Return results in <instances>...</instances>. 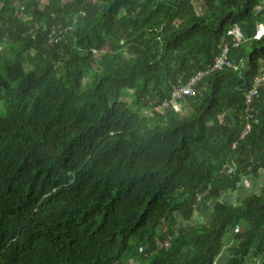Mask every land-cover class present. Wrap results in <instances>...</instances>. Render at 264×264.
<instances>
[{
  "label": "trees",
  "instance_id": "trees-1",
  "mask_svg": "<svg viewBox=\"0 0 264 264\" xmlns=\"http://www.w3.org/2000/svg\"><path fill=\"white\" fill-rule=\"evenodd\" d=\"M260 24L264 0H0V264H213L227 233L222 264H264Z\"/></svg>",
  "mask_w": 264,
  "mask_h": 264
},
{
  "label": "built area",
  "instance_id": "built-area-1",
  "mask_svg": "<svg viewBox=\"0 0 264 264\" xmlns=\"http://www.w3.org/2000/svg\"><path fill=\"white\" fill-rule=\"evenodd\" d=\"M234 37L236 38L237 41H240L242 36L241 33L239 31L238 28H234L232 31H230ZM264 34V27L263 25H258V29L254 35V38L259 39L262 35ZM227 51L228 48L225 47L223 48L221 54L219 56H217V58L215 59L213 65L209 68L206 69L204 71H200L198 72L196 75H194L187 83H185L182 86L179 87H175L172 92H171V97L170 99L164 100L160 105L155 106L154 109L156 111H163V108H165L169 103L171 104V106L177 111V112H182V111H187L186 108H181V104H179L180 102L177 101V99L181 98V97H187V96H193L195 94L194 92V87L197 85V83L206 75L208 74L210 71H214V70H220L225 66L228 67H233V68H237L236 66H234L233 64H231L228 59H227ZM264 85V73L256 76L253 80V83L250 87V89L248 90V92L246 93V104H247V109L246 112L248 113V117H250L251 115L249 114L251 108V104L254 100V98L257 96L259 88ZM146 113H150V112H146ZM251 128V125L249 122L245 123V127L242 131L241 136H244Z\"/></svg>",
  "mask_w": 264,
  "mask_h": 264
},
{
  "label": "rangeland",
  "instance_id": "rangeland-1",
  "mask_svg": "<svg viewBox=\"0 0 264 264\" xmlns=\"http://www.w3.org/2000/svg\"><path fill=\"white\" fill-rule=\"evenodd\" d=\"M199 7V5H197ZM248 184L249 186H246ZM262 180H260L259 182H252L250 180H245L244 185L240 186V189H238L235 192H231L226 196V200L227 201H232V202H239L242 197L246 194H248L251 190L254 191H259L260 187H262ZM224 199L223 197L220 198V200ZM203 202V201H201ZM213 201H209L207 200L206 202H203V208L201 210L200 213H197L195 215V217L192 220V223H200L203 220L209 218V212L211 211V205H212ZM230 233V232H229ZM225 246L223 247L222 251L219 253V255L215 258L214 263L213 264H222L223 262H225L228 257L231 255L230 254V250L229 248L232 247L233 245H235L238 241L234 239V237L232 235H225ZM224 240V239H223ZM262 256L259 255L257 257H251V258H247L246 262L244 264H261L262 263ZM130 264H139V262H135L132 261L130 262Z\"/></svg>",
  "mask_w": 264,
  "mask_h": 264
},
{
  "label": "crops",
  "instance_id": "crops-1",
  "mask_svg": "<svg viewBox=\"0 0 264 264\" xmlns=\"http://www.w3.org/2000/svg\"><path fill=\"white\" fill-rule=\"evenodd\" d=\"M246 185V184H245ZM246 186H249L248 184L246 185ZM223 200H226V198H224ZM201 212V211H200ZM200 212H198V213H200ZM205 219H206V217H205Z\"/></svg>",
  "mask_w": 264,
  "mask_h": 264
},
{
  "label": "clouds",
  "instance_id": "clouds-1",
  "mask_svg": "<svg viewBox=\"0 0 264 264\" xmlns=\"http://www.w3.org/2000/svg\"><path fill=\"white\" fill-rule=\"evenodd\" d=\"M262 25V24H261ZM264 27V26H263ZM241 33V32H240ZM264 35V34H263ZM202 201V200H201Z\"/></svg>",
  "mask_w": 264,
  "mask_h": 264
}]
</instances>
